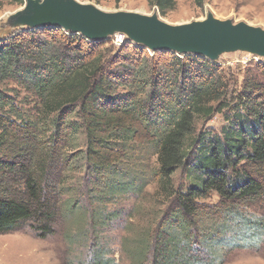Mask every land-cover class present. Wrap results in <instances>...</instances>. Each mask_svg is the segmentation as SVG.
<instances>
[{
  "label": "trees",
  "instance_id": "trees-1",
  "mask_svg": "<svg viewBox=\"0 0 264 264\" xmlns=\"http://www.w3.org/2000/svg\"><path fill=\"white\" fill-rule=\"evenodd\" d=\"M147 1L161 16L177 7V0ZM23 3L0 0V9ZM107 44L52 26L0 39V235L29 221L39 237L52 233L59 210L49 191L64 176L66 194L62 185L78 157L96 206L105 192L141 190L140 158L128 150L139 154L148 144L153 178L176 203L163 219L161 250L204 244L214 228L201 218L215 223L234 208L264 203V63L245 73L236 95L234 77L205 56H149L135 45L121 48L132 52L125 56ZM16 88L32 97L33 109L17 102ZM218 114L227 123L219 136L197 133ZM181 167L189 184L175 190ZM213 196L219 202L206 205Z\"/></svg>",
  "mask_w": 264,
  "mask_h": 264
},
{
  "label": "rangeland",
  "instance_id": "rangeland-1",
  "mask_svg": "<svg viewBox=\"0 0 264 264\" xmlns=\"http://www.w3.org/2000/svg\"><path fill=\"white\" fill-rule=\"evenodd\" d=\"M100 15L112 16L116 23L124 22L128 26L120 32L109 29L103 39L114 54L130 45L143 48L149 56L166 51L153 50L149 47L150 39L132 29L134 24L140 29L147 26L138 21L139 18L170 28L209 21L224 27L243 26L264 33V0H207L202 8H198L193 0H177L176 9L166 16L150 7L147 0H24L21 6L6 4L0 9V39L23 29H38L36 25L51 20L67 26L95 28L91 18L97 19ZM150 30L153 32L154 28ZM65 31L73 32L70 29ZM119 35L123 37V44L116 43ZM125 51L122 52L125 56L132 54L127 49ZM168 52L180 57L193 54ZM213 53L207 59L222 67L228 78L234 77L235 84L231 90L236 95L242 90L245 73L264 63V48L253 40L225 43L215 47ZM16 89L17 102L23 104L26 111L33 109L36 102L32 97L21 88ZM226 125L223 114H218L212 120L198 124L197 133L219 136ZM128 153L140 158L135 168L137 171L141 169L139 176L144 178L141 190L135 187V190L113 197L105 192L102 195L104 202L96 206L90 195L92 186L86 165L78 157L62 185L67 188L66 194L59 186L64 176L54 179L55 188L49 191L58 198L55 205L59 216L53 232L41 238L39 225L29 221L9 234L0 235V264H264L262 201L249 207L234 208L233 212L215 223L209 224L201 218L200 223L206 225L204 227L212 225L214 228L213 236L211 233L212 237L202 245L193 243L187 251L181 242L179 248H158L159 239L167 235L163 234V219L176 203L153 178L156 156L149 144L139 154L129 150ZM188 184L187 173L181 167L172 176V186L175 190H184ZM218 202L216 196L204 201L206 205Z\"/></svg>",
  "mask_w": 264,
  "mask_h": 264
},
{
  "label": "water",
  "instance_id": "water-1",
  "mask_svg": "<svg viewBox=\"0 0 264 264\" xmlns=\"http://www.w3.org/2000/svg\"><path fill=\"white\" fill-rule=\"evenodd\" d=\"M91 20L94 22L95 28L82 27L81 25L67 26L56 21L54 22L52 20L51 22L42 23L41 25H36L35 27L40 29L43 28L44 26H52V27L60 28L64 31L66 29H70L73 31L72 33L77 35H82L88 40L89 38L90 39L93 38L99 41H103L106 34L110 30L112 31L118 30L120 32L122 31L123 27H128L124 22L119 24L116 23L112 16L106 17L100 15L97 19L92 17ZM138 21L143 22L147 25L145 29H140L135 24L132 29H136L138 32L145 34L147 38L150 39L149 47L155 51L158 49H163L168 51L167 49L162 48L159 44H157L156 40L173 42L178 37L180 38V40L186 42L187 44L186 46L202 47L213 43L215 47H217L225 43H233V42L240 43V42H245L247 40H253L264 48V33L248 27L240 26L236 28H230L208 21V26H209L208 29L215 28L219 30V34L213 36L212 34H205L201 31H196L197 29H199V25L196 23L183 28H170L167 26H163L159 23L153 24L151 23V20L148 19L146 20L144 18H139ZM151 27L154 28L153 32L150 30ZM146 29L147 31H145ZM100 32L103 34L99 38L95 37L94 33H100ZM184 52H189V53L191 52L193 54L203 56L202 53L196 51H184ZM184 52L182 51L180 53H184Z\"/></svg>",
  "mask_w": 264,
  "mask_h": 264
},
{
  "label": "bare ground",
  "instance_id": "bare-ground-1",
  "mask_svg": "<svg viewBox=\"0 0 264 264\" xmlns=\"http://www.w3.org/2000/svg\"><path fill=\"white\" fill-rule=\"evenodd\" d=\"M196 24L199 25V29H197L196 31H201L205 34H212L213 36L219 34L218 29H215V28L214 29H208L209 28L208 21H203V22L200 21ZM102 34L103 33H101V32L100 33H94L95 37H97V38H99ZM156 43L159 44L162 48L167 49L168 51H173V52L196 51V52L202 53L203 56H205L206 58H209L212 56V54H214L213 52H214V48H215V45L213 43L209 44V45L202 46V47L186 46L187 45L186 42L180 40L179 37L177 39H175V41H173V42L156 40Z\"/></svg>",
  "mask_w": 264,
  "mask_h": 264
},
{
  "label": "built area",
  "instance_id": "built-area-1",
  "mask_svg": "<svg viewBox=\"0 0 264 264\" xmlns=\"http://www.w3.org/2000/svg\"><path fill=\"white\" fill-rule=\"evenodd\" d=\"M116 43L117 44H123V37L122 36H116Z\"/></svg>",
  "mask_w": 264,
  "mask_h": 264
}]
</instances>
